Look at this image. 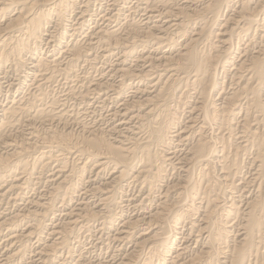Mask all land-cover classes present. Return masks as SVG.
I'll return each instance as SVG.
<instances>
[{
    "label": "bare ground",
    "instance_id": "1",
    "mask_svg": "<svg viewBox=\"0 0 264 264\" xmlns=\"http://www.w3.org/2000/svg\"><path fill=\"white\" fill-rule=\"evenodd\" d=\"M92 1L0 0V70L34 73L0 105V264H264V0H137L140 16L112 0L80 40ZM51 22L71 31L63 57L28 61ZM58 78L64 97L45 89ZM69 97L118 105L91 123ZM96 221L107 251L87 259L71 239Z\"/></svg>",
    "mask_w": 264,
    "mask_h": 264
},
{
    "label": "rangeland",
    "instance_id": "2",
    "mask_svg": "<svg viewBox=\"0 0 264 264\" xmlns=\"http://www.w3.org/2000/svg\"><path fill=\"white\" fill-rule=\"evenodd\" d=\"M97 1H98V2H97ZM103 1H104V0H96L95 2H96L98 5H96V3H94V1H92V2H88L89 4H88L87 9L89 8V6H90V8H89V10H86V11H89L88 13H90V12L92 13V11L95 12V13H94V14H93V13H92V14H91V13L88 14L86 11H84V13L86 12V13H85V14H86V15H85V18H86V19L84 18V21H81V19H79V17H80V14H79V13L73 15L72 20H73V19H75V20L72 21V23H74V24H71V25H72V26H73V25L77 26V23H80V22H81V24H82L80 30L78 29V32H77L76 35H75L76 38L79 39V37L81 36V37H80V40H83V39H82V38H83V35H84L83 33L86 32V29L88 28V26H89V25H90V26L93 25L94 21H97L98 18L101 17V14H104L105 11H106L105 13H107V10H108V12L112 10V9H109L110 7H108V5H107V4H109V2L111 3L112 0H105L104 2H103ZM117 1H118V3L120 4V7H119V8H120L121 10H123V12L125 11L124 8L126 9L127 6H128V7H131L130 12H132V11H134V10H135L136 12L139 11L140 13L137 12V16H138V15L140 16V14H141V12H142V10H141V9H142V6H140L141 8H140L139 6H138V8L136 7V5H137V0H128V1L131 3V5L129 4V2H128L127 0H125V1L120 0V2H119V0H117ZM131 1H132V2H131ZM78 2L80 3V4L78 3L79 6H81L82 8H86V7H84L85 4H86V3H85V0H84V1H83V0H78ZM81 2H82V3H81ZM100 2H101V3H100ZM102 2H103V3H102ZM105 2H106V3H105ZM90 4H91V5H90ZM93 4L96 5V6H94ZM99 4H100V5H99ZM122 4H123V5H122ZM133 4H134V5H133ZM92 5H93V6H92ZM129 5H130V6H129ZM98 6H99V7H98ZM100 6H101V7H100ZM121 6H122V8H121ZM132 6H134V8H133ZM0 7H2V6L0 5ZM95 7H97V9H96ZM107 8H108V9H107ZM139 8H140V9H139ZM91 9H93V10H91ZM99 9L102 11V13H101V11H100ZM104 9H105V10H104ZM133 9H134V10H133ZM82 10H84V9H82ZM90 10H91V11H90ZM103 10H104V11H103ZM97 11H98V12H97ZM77 12H78V10H77ZM130 12H129V13H130ZM10 13H11V15H12V13H14V11H12V12H10ZM96 13H101V14L98 15V14H96ZM220 14H222V12H221ZM8 15H9V14H8ZM77 15H78V16H77ZM97 15H98L99 17H98ZM88 16H90V17H88ZM93 17H94V18H93ZM220 17H221V15H220ZM5 18H6V17H5ZM76 18H77V21H76ZM91 19H92V20H91ZM96 19H97V20H96ZM99 19H100V18H99ZM85 20H87L89 23H88L87 21H85ZM92 21H93V22H92ZM98 21H99V20H98ZM100 21H101V20H100ZM100 21H99V23H100ZM75 22H76V23H75ZM82 22H83V23H82ZM91 23H92V24H91ZM83 24H84V25H83ZM51 25H52V26H51ZM86 25H87V27H86ZM82 27H83V28H82ZM84 27H85L86 29H84ZM49 28H50V29H49ZM57 28H58V27H57ZM57 28H56L54 22H51V23L48 24V29H49V30H48L47 32H49L50 30L53 32L54 30H52V29H55V31H54V33H53L54 35L51 34V31H50V34H51V35H50V36H45V38H44V39L42 40V42L39 44V47L37 46L35 49H32L33 52H32V51L29 52L28 55L26 54V55H25V58H26L28 61H32V60H34V57H35V59H36V58H38V55L40 56V55H43V54H44V56H48V55L51 56V55H52V56H54V57H55V56H59V57H61V58L63 57V56L60 55L61 52H62V50L64 49V48H62V45H63V47H64V44L70 39V37H68V36H69V33H70L71 31H69V32H67V34L65 33V35H63L62 30H61V29L58 30L59 28H58V29H57ZM67 28H68V27H67ZM81 29H82V31H81ZM57 30H58V31H57ZM87 30H88V29H87ZM59 31H60V32H59ZM79 31H80L81 33H80ZM56 32H57V33H56ZM58 32H59V33H58ZM82 32H83V33H82ZM79 33H80V36H79ZM47 34H48V33H47ZM58 34H59V35L62 34V35L59 36ZM82 34H83V35H82ZM55 35H56V36H55ZM77 35H78V36H77ZM51 36H52V37H51ZM53 36H54V38H56L57 40H56V39L54 40ZM62 36L65 37V39L62 38ZM75 36H74V37H75ZM58 37H59V38H58ZM67 37H68V38H67ZM51 38H52V39H51ZM61 38H62L63 40H62ZM50 39H51V40H50ZM59 39H60V40H59ZM67 39H68V40H67ZM49 40H50V43H52L51 45H49V44H50V43H49ZM61 40H62V41H61ZM56 41H57V42H56ZM53 42H55V43H53ZM45 43H46V44H45ZM56 43H59V44L56 45ZM60 44H61V45H60ZM43 45H44V46H43ZM41 46H42V47H41ZM57 46L60 47L61 52L59 51V48H58ZM233 46L235 47L234 44H233ZM43 47H44V48H43ZM37 48H38V49H37ZM39 48H41V49H39ZM57 48H58V49H57ZM52 50H53V51H52ZM57 50H58V51H57ZM34 51H35V52H34ZM40 51H41V52H40ZM50 51H52V52H50ZM56 51H57V52H56ZM42 52H43V53H42ZM46 52L49 53V54H47ZM35 53H36V54H35ZM41 53H42V54H41ZM53 53H54V54H53ZM45 54H46V55H45ZM57 54H59V55H57ZM29 55H30V56H29ZM34 55H35V56H34ZM32 56H33V57H32ZM30 58H31V60H29ZM7 62H8V63H7ZM10 63L13 64V65H10ZM3 64H4V65L6 64V65L8 66V68H7L6 65H5L6 67H5L4 65H2V67L4 66L5 68H4V67L2 68L3 71L0 70V78H1V79H0V81H1V82H0V84H1V87H0V91H1V92H0V93H1V94H0V102L2 101V102L0 103V105H2V104L5 105V104H7V102L10 103V102L12 101L13 98H16L17 96H19L20 94H22V92L25 93L26 91H28V89L31 90L30 86L27 85V84H29V82L32 81V78H33L32 76H33V74H34V73L31 72V70H30L29 68H27V69H28V70H27L25 67H22V68H20V69H17L18 71L21 70V71H20L21 74H19V72L16 70V68H14V62H12L11 60H10V62H9V60H8V61L4 62ZM100 64H101V63H98L96 66H99ZM9 65H10V66H9ZM80 65H82V66H80ZM80 65H79V67H78L79 70H80V71H88V69H89L88 73L90 72L91 69H93V72H91V73H94V70H97V68H98V67L96 68V67H94V66H93L94 68H93V67H92V68H91V67L89 68V66H86V68H83V64H80ZM84 66H85V65H84ZM12 67H13V68H12ZM10 69H11V70H10ZM14 69H15V70H14ZM86 69H87V70H86ZM9 70H10V71H9ZM26 70H27L29 73H28ZM7 71H8V74L6 73ZM23 71H24V72H23ZM91 71H92V70H91ZM3 72H4V73H3ZM16 72H17V74H19V78L17 77ZM5 73H6V75H8V76L4 75ZM23 73H24V74H23ZM9 74H10V76H9ZM11 74H12V75H11ZM26 74H27V76H26ZM2 76H3V77H2ZM12 76H13V77H12ZM23 76H25L26 78H24ZM4 77H5V78H4ZM16 77H17V78H16ZM20 77H21V78H20ZM2 78H4V79H2ZM22 78H24V79H22ZM9 79H10V80H9ZM18 79L20 80V82H18V81H19ZM59 79H60V78H58L56 81H54V82H52V83H49L48 86H46V87H51V89L53 88L52 90H51L50 88H48V89L45 88V89L49 92L50 95H53L51 91L54 90V92H53L54 95H57V94H58V95H61L62 97H64L65 95H63V92H64V94L66 93L65 91H67V89H68L67 87H68L69 85H67V87H64V86H66V84H68V82L66 83L64 80L60 79V80H62V81H60ZM7 80H9V81H7ZM21 80H22V81H21ZM25 80H27V81H25ZM3 81H4L7 85H5V83H4ZM13 81H14V82H13ZM57 81H59V85L56 84ZM9 82H10V83H9ZM17 82H18L19 84H18ZM60 82H62L63 84H62V83L60 84ZM11 83H13V84H11ZM16 83H17L18 86L15 85ZM54 83H55L56 85H55ZM3 84H4V85H3ZM9 84H11L12 86L9 85ZM52 84H54V85H52ZM28 86H29V88H27ZM52 86H53V87H52ZM56 86H57V87H56ZM59 86H60V87H59ZM3 87H4V88H3ZM8 87H9V89H8ZM55 87H56V92H55V89H54ZM62 87H64V89H63ZM24 88H25L26 90H25ZM58 88H59V89H58ZM6 89H7V90H6ZM12 89H13V90H12ZM23 89H24L25 91H24ZM57 89L60 90V91H58ZM10 90H11V91H10ZM22 90H23V91H22ZM61 90H63V91H61ZM3 91H4V92H3ZM2 92H3V93H2ZM59 92H60V93H59ZM61 92H62V94H61ZM9 93H10V94H9ZM6 95H7V97H6ZM13 95H14V96H13ZM16 95H17V96H16ZM11 96H12V97H11ZM7 98H8V99H7ZM11 98H12V99H11ZM5 99H6V100H5ZM67 99H68V100H67ZM3 100H4V101H3ZM66 100H67V101H66ZM64 101H65V102H64ZM64 101H63V102H64V106H65L66 108H68V111H71V110H72V113H73V114H75L74 112H77L79 116H80V115H82V116L84 115L83 117L81 116V117L83 118V120H84L85 122H91V123H92V122H93V123H94V122H98V121L100 120L99 118H101L102 114H105V113L108 114L109 110H112L113 108H115V107L118 105V103H114V102H111V100H109V101H107V102L105 103V105H104L105 107H106V106L108 107V106L110 105L109 108L107 109V107H106V108H105V107H103V108L98 107V106H97V103H96V104H95V103H91V105H92V106L94 105V107H92V106L90 105V103H89V105L86 104V105H87V106H86L85 103H82V102L80 103V102H78V101H74V99H72V98H70V97H69V98H65ZM73 101H74L75 103L72 104L71 102H73ZM108 102H109V104H108ZM110 102H111V103H110ZM66 103H67V104L70 103V104L67 105ZM74 104H75V105H74ZM80 104L82 105V107L80 106ZM68 106H69V107H68ZM71 106H72V108H71ZM76 106H77L78 108H76ZM84 106H85V107H84ZM88 106H89V107H88ZM95 106H97V107H95ZM113 106H115V107H113ZM73 107H74V108H73ZM79 107H80V108H79ZM86 107H87V108H86ZM85 108H86V109H85ZM92 108H93V109H92ZM94 108H95V110H94ZM96 108H97V109H96ZM104 108H105V109H104ZM74 109H75V110H74ZM76 109H77V110H76ZM83 109H84L86 115L83 114V113H81V112H83ZM98 109H100V111H99ZM101 109H103L105 112H104L103 110H101ZM73 110H74V111H73ZM81 110H82V111H81ZM87 110L89 111V113H88ZM91 110H93V111L91 112ZM106 110H107V112H106ZM79 111H80V112H79ZM101 111H103V112H101ZM91 113H92V114H91ZM98 113H99V114H98ZM87 115H88V116H87ZM89 115H90V116H89ZM98 115H99V116H98ZM97 116H98V117H97ZM87 117H88V118H87ZM89 117H90V118H89ZM93 117H95V118H93ZM96 118H97V120H98V119H99V120H98V121H97V120H93V119H96ZM72 124H73V125H72ZM72 124H70V126H69V128L71 127V128H70V131H71L73 134H77L78 131H79V128H80V127H79V124H78V126H77V124H75V123H72ZM74 124H75L77 127H75ZM210 127H212V126H209V130L207 129V133L209 134V136H212V138H213V136L216 135V133H217L218 131L216 132V130H215L213 127H212V128H210ZM72 128H75L74 130L77 131V132H75ZM73 131H74L75 133H74ZM208 131H209L210 133H209ZM212 132H213L214 134H213ZM211 134H212V135H211ZM178 147H179V146H178ZM172 149L175 150V152L178 154V151L180 150V147L178 148L177 151H176L177 147H174V148H172ZM179 152H180V151H179ZM174 161L177 162L176 159H174ZM69 163H70V160H68V164H69ZM107 175H108V174H105V175H104L105 179L109 176V175H108V176H107ZM170 178H172V176H170ZM170 178H169V179H170ZM87 179H88V178H87ZM36 181H37V182H36V185H34V186L36 187V186L38 185V188H37L36 190L32 189V188L34 187L32 184H34V182H35V180H34V181L32 180V181H31L32 184H30V188H31V186H32L31 189H32L33 192L31 191L30 188H29L28 190H26V192L24 193V198H25V199L35 198V197L40 193V191H43V190L46 189V187L44 188V184H45V182H46L44 178L40 181L41 183H39L38 180H36ZM101 181L103 182L104 179H103V178L100 179V180L98 181V183H101ZM38 183H39V184H38ZM87 184H88V182L86 183V185H87ZM41 185H43V186H41ZM35 187H34V188H35ZM40 187H41V188H40ZM43 188H44V189H43ZM135 188H136V187H135ZM135 188L131 186L130 188H128L129 190H127V192L125 191V193H127V194H126V195H127V196H126L127 199H130V198L132 199V197L135 198L134 196L137 195L136 192H135V191H136ZM38 190H39V191H38ZM132 190H133V193H134V194L132 193ZM29 191L32 192L33 194L30 193ZM35 191H36V192H35ZM37 191H38V193H37ZM130 191H131V192H130ZM79 193H80V194H79V196H80V195H81V192H79ZM131 193H132V195H131ZM26 194H27V195L29 194V196H27ZM34 194H35V195H34ZM130 195H131V196H130ZM26 196H27L28 198H27ZM32 196H33V197H32ZM79 196H78V197H79ZM129 196H130V198H129ZM93 198H95V197L92 196V197H91V200H92ZM3 202H4L3 205L7 207V211L9 210L8 213L11 212V214H12L13 212H16L20 207H22V205H19V206H18V205H16V203L14 204L13 202H11L12 204H8V203H6V200L3 201ZM5 203H6V204H5ZM123 203L129 204V206L125 204V207H123V214H124V215H126V214H127V215H134L135 213L138 212V211H136V210H132V208H133V206H132L133 203H128L127 200H125ZM134 203H135V202H134ZM10 205H11V206H10ZM12 206L14 207V210H13V207H12ZM126 206H128L129 208H127ZM9 207H10V208H9ZM17 207H18V208H17ZM130 207H131V208H130ZM10 209H12L13 212H12ZM133 209H134V208H133ZM127 210H129V211H127ZM124 211H125V212H124ZM130 211H131V212H130ZM132 211H133V212H132ZM129 212H130V214H129ZM131 213H132V214H131ZM94 224H95V226H94ZM92 225L94 226V228H93V226H92V229L89 230V232H86V234H85V233H83L84 235H83L82 233H79V234H78V236L81 235V236L79 237L81 241H80V240L77 238V236H76L77 239H75V241L78 240V241L81 243L80 245L75 244L76 242L74 241V239H71V243H72V244L74 243L72 246H73V247L75 246V247H74L75 250H77V248H78L79 251H82L83 248H84L83 256L86 255L85 257H87V259H89V258H90V259H95V258L100 257V256H101V257L103 256V258H104L105 255H106L105 252L107 251V248H105V246H104L105 242L107 241V237H106V235L104 236L105 232H103V231L100 232V225H99L98 221H96V223L93 222ZM19 228L21 229V227H19ZM19 228H18V229H19ZM97 228H98V229H97ZM20 229H19V230H20ZM93 229H94L95 231H94ZM98 230H99V232H98ZM90 232H91V233H90ZM94 232H95V234H94ZM4 233H6V231H4L3 234H4ZM89 234H91V235H89ZM93 234L96 235V236H93ZM98 234H99V235L101 234L100 237H99ZM102 234H103V235H102ZM82 236H83V237H82ZM97 236H98L99 238H98ZM101 236H102V237H101ZM93 237H94V238H93ZM96 237H97V239H96ZM104 237H105L106 240L104 239ZM91 238H93V239L91 240ZM101 238H102V239H101ZM82 239H83V240H82ZM84 239H85V240H84ZM87 239H88V240H87ZM98 239H100L101 241H102V240H105V242L102 241L104 244L101 243V241L98 240ZM31 240H32L31 243H30V240H28L29 242H28L27 240H25V242H26L25 244H27V246H28V248H27V249H28V253L25 255V256H26L25 259H27V260L24 259V262H25V261H26V262L31 261L32 257L34 256L33 253H34V251L36 250V246H37V243H38V242H37L36 240H34V239H31ZM33 240H34V241H33ZM72 241H73V242H72ZM96 241H97V242H96ZM85 242H89V244H88V243L86 244ZM90 242H91V243H90ZM94 242H95V243H94ZM98 242H99L100 244H98ZM33 243H34L35 245H34ZM180 243H181V240H179L178 244L180 245ZM91 244H92L93 246H92ZM94 244H95V245H94ZM82 245H83V247H80V248H79V246H82ZM87 245H88V246L90 245L91 247H90V246L88 247ZM98 245H99V248H98ZM179 245H178V246H179ZM29 246H30V248H29ZM76 246H77V247H76ZM85 246H86V247H85ZM96 246H97V247H96ZM100 246H101L102 249H100ZM31 247H33L34 249H32ZM88 248H89V250H91L92 252L89 251ZM95 248H96L97 250H95ZM30 249H31L33 252H32ZM86 249H87L89 252H88ZM94 250L97 251V253L94 252ZM102 250H103V251H102ZM0 252H1V249H0ZM76 252L78 253V250H77ZM76 252H75V254H77ZM87 252H88V254H87ZM90 252H91V253H90ZM85 253H86V254H85ZM94 253L96 254V256H95ZM102 253H103V255H101ZM29 254H30V255H29ZM84 254H85V255H84ZM97 254H98V255H97ZM32 255H33V256H32ZM28 256H29V257H28ZM30 256H32V257H30ZM34 258H36V257H34ZM34 258H33V259H34ZM66 258H67V259H65V256H64V263H63V264H65V263L70 264L71 262H68V261H71L70 258H69V257H66ZM68 258H69V260H68ZM33 259H32V260H33ZM22 261H23V260H22ZM66 261H67V262H66ZM20 264H21V263H20Z\"/></svg>",
    "mask_w": 264,
    "mask_h": 264
}]
</instances>
